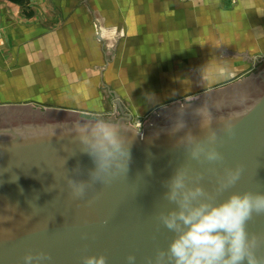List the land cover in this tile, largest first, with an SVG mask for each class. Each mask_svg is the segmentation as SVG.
<instances>
[{
    "label": "water",
    "instance_id": "water-1",
    "mask_svg": "<svg viewBox=\"0 0 264 264\" xmlns=\"http://www.w3.org/2000/svg\"><path fill=\"white\" fill-rule=\"evenodd\" d=\"M117 102V118L102 119L129 148L128 171L96 183L84 198L71 195L67 180H89L95 165L81 151L78 133L101 118L0 106V264H25L28 253L50 256L39 264H82L81 257L93 254L105 255L107 264H126L130 253L135 264H147L173 236L157 216L170 207L164 182L181 166L202 172L201 183L217 201L231 192L264 193V64L233 85L183 101L184 108L176 103L159 109L143 133ZM209 120L216 129L231 120L234 134H219L222 162L198 164L189 158L187 137L203 140ZM237 164L244 165L237 183L215 193L224 169ZM247 230L264 234V214H254Z\"/></svg>",
    "mask_w": 264,
    "mask_h": 264
},
{
    "label": "crops",
    "instance_id": "crops-1",
    "mask_svg": "<svg viewBox=\"0 0 264 264\" xmlns=\"http://www.w3.org/2000/svg\"><path fill=\"white\" fill-rule=\"evenodd\" d=\"M263 60L264 0H0V89L13 103L96 104L97 81L160 104Z\"/></svg>",
    "mask_w": 264,
    "mask_h": 264
},
{
    "label": "clouds",
    "instance_id": "clouds-1",
    "mask_svg": "<svg viewBox=\"0 0 264 264\" xmlns=\"http://www.w3.org/2000/svg\"><path fill=\"white\" fill-rule=\"evenodd\" d=\"M224 127L216 129L209 120L203 140L196 141L190 134L187 140L193 146L188 155L198 164L222 162L218 149L219 134L233 135L231 120L223 121ZM95 165L89 171V180L68 178L67 184L74 198H84L96 183H105L120 172L128 171L130 150L125 146L114 125L105 119H95L92 126L78 133ZM66 163V161H65ZM79 174V166L74 170ZM151 169L149 168V173ZM215 171V169H211ZM244 171L243 164L227 167L218 177L215 193H223L234 186ZM204 174H193L189 166L178 167L172 177L165 181L168 189L163 196L170 207L160 211L157 219L173 236L166 249L158 248L147 264H264V234L249 233L247 223L253 215L264 214V193L231 192L217 201L201 183ZM25 264L50 259L46 253H31L24 257ZM82 264H107L103 254L85 255ZM126 264H135L136 256L128 254Z\"/></svg>",
    "mask_w": 264,
    "mask_h": 264
},
{
    "label": "rangeland",
    "instance_id": "rangeland-1",
    "mask_svg": "<svg viewBox=\"0 0 264 264\" xmlns=\"http://www.w3.org/2000/svg\"><path fill=\"white\" fill-rule=\"evenodd\" d=\"M264 64V60L256 62L254 67L247 72L239 74L236 78L222 82L215 87L195 88L183 90V95L175 94L174 97L166 98V102L160 104H141L138 103L139 98L134 97V89H120V88H102L99 82H95V101L96 104L89 105H71V104H27L13 103L11 98L5 96V90L0 89V106H28L33 105L41 109H55L60 111H68L80 114L93 115L100 118H117V101L120 106L131 116L129 124L134 127L139 133H143L144 124L149 120L159 109L166 108L170 105L181 103L184 108L183 101L198 97L201 94L216 91L233 85L240 81L247 75L254 72L258 67ZM124 76V75H123ZM115 84V83H114ZM22 91V90H16ZM49 92L51 90H45ZM154 92H162L164 90H153ZM10 101V102H8Z\"/></svg>",
    "mask_w": 264,
    "mask_h": 264
},
{
    "label": "trees",
    "instance_id": "trees-1",
    "mask_svg": "<svg viewBox=\"0 0 264 264\" xmlns=\"http://www.w3.org/2000/svg\"><path fill=\"white\" fill-rule=\"evenodd\" d=\"M14 4H18V5H23L25 4L26 2H28L29 0H8Z\"/></svg>",
    "mask_w": 264,
    "mask_h": 264
}]
</instances>
